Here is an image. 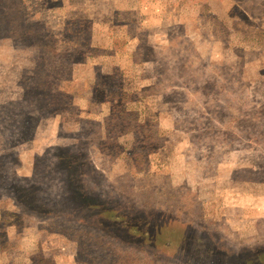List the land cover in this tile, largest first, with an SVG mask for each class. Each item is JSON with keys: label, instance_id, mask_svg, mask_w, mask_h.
I'll return each instance as SVG.
<instances>
[{"label": "rangeland", "instance_id": "1", "mask_svg": "<svg viewBox=\"0 0 264 264\" xmlns=\"http://www.w3.org/2000/svg\"><path fill=\"white\" fill-rule=\"evenodd\" d=\"M0 264H264V0H0Z\"/></svg>", "mask_w": 264, "mask_h": 264}, {"label": "trees", "instance_id": "2", "mask_svg": "<svg viewBox=\"0 0 264 264\" xmlns=\"http://www.w3.org/2000/svg\"><path fill=\"white\" fill-rule=\"evenodd\" d=\"M28 190H30V189H26V188L20 189V191H21L23 194H25ZM76 191H77V193L80 194L81 197H83L84 199H85L87 196H90L88 193L84 192L83 190L77 189ZM26 194H27V193H26ZM94 199L97 200L96 198H94ZM32 201H33L34 203H39V202H40V201H39V198H36V197L32 198ZM45 205H47V204L45 203ZM82 205H84V210H85V209H88V207H87L85 204H82ZM33 207H34V206H33ZM92 207H93L94 209L99 208L98 205H92ZM48 212L51 213L50 211H48ZM109 221H110V220H109ZM101 225H102V223H101Z\"/></svg>", "mask_w": 264, "mask_h": 264}]
</instances>
